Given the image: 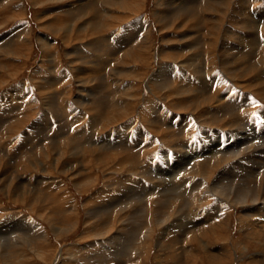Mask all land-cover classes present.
Segmentation results:
<instances>
[{
  "label": "rangeland",
  "instance_id": "1",
  "mask_svg": "<svg viewBox=\"0 0 264 264\" xmlns=\"http://www.w3.org/2000/svg\"><path fill=\"white\" fill-rule=\"evenodd\" d=\"M124 1L118 0L117 2V0H0V79H1L0 80V119H1L0 124L4 125V126L0 125V157L1 159H3L4 157L6 158L12 155L14 153V150H16L17 147H19L18 145L20 144V142H22L24 137L30 139L31 144L28 143L27 149H30L35 145H40V148L37 149V151H40L41 153H43V155L45 152H42V150L50 151L51 146L53 144V139L54 140H58V138L65 139L67 136L71 137L73 135L75 136L81 133L82 139L84 141L83 144H86L89 141H92L94 134L97 133L98 130L100 131L103 130L102 129L103 125H101L100 127H96L94 125L93 127L95 128L94 131L96 130L95 132L91 129L92 124H91L90 118H92V114L94 115L97 113L98 102L103 100L102 101L103 105L106 104V102L108 103L107 104L108 106L106 105V109H103L104 110L103 112L98 111L100 114L99 116H101L100 118L105 116L106 113L108 114L107 116H115V114L117 115V113H119L121 110L119 109L120 105L118 103V100H120L119 98L122 96L123 93L115 92V85L113 84L114 75H112L111 73L117 70L118 68L119 70H122L121 66L124 67L123 65L124 58L128 56V54L135 53L139 48H143V46H145V42H147V47L145 49V51L148 50L146 52L147 60L144 61L142 64H137V68L139 67L141 70L140 72L141 79L139 81H135V84H136L135 87L138 86L136 88L138 89L137 92L139 91L137 93L139 97L136 98L134 101H130L128 99H127L128 101H126L133 105L132 110L128 112V114L131 113L130 117L128 118L129 120H132V121L137 120L138 121L136 123L137 126L134 125L132 129L125 130L122 127L123 126L121 124L122 122H120L114 125H110L109 128L107 126L106 129L108 130L103 132V134L106 135V134H109V132L113 133L112 135L113 138L109 140V143L110 145L111 144L117 145L120 143L119 142L120 140L116 138L118 137L116 136L118 134L117 132L118 129L120 133L131 135V136H128L129 142L131 141L132 138L137 140L135 136L138 133H136V131L140 129L144 131L146 129L144 131V132H147L144 137L145 141L141 140L142 141L141 144H139V146L136 148L133 147V148H127V149L134 150L135 153L144 152V153H149V154L151 153L153 155L154 160L149 165L150 167H148L151 171L150 175L152 177L149 178L148 176L140 175L138 178H136V176L132 175V178H130V179H133V181L131 182L135 186L138 185L135 182L136 180L138 181V179H139L138 182H140L141 180L144 181V183L146 182V186H148L150 190L146 187L147 188V189L145 188L146 190L141 189L140 192L149 193V192H152L153 190L154 192L156 191L154 196L152 195L151 199H150L151 195L148 196V203H146L148 205H152L151 203L152 202L155 203L156 200L164 201V199L162 198L161 192L164 191L165 187H169V188L171 187L170 189L174 188L177 182L181 179L179 178V174L171 175L172 173L171 171L173 170H170V169H172V167L174 168V167L183 166L184 172L187 173L186 178L190 179L191 182L188 185V187L185 189V191L184 189L180 190L181 192L176 191L175 194L172 195L175 197L174 202H173L174 205H172V207L167 210L169 214L171 212L170 217L171 216L172 217L170 221L172 223L174 222L173 220L175 219L178 220V217H176L177 215L179 214L181 215V225L179 224L180 225L179 233H178V230H175V228L172 227V225L169 223L168 220H167L168 223L165 221L167 218L166 216L157 215L160 218L152 219V217H147V220L145 223L143 220L144 227L141 226V227H138L137 229L136 228L131 229L128 227L134 224L133 218L129 217L127 218L128 219L127 222H124V221L121 222V224H123V227L121 224H119L120 228L119 226L115 225L116 228L113 227L115 229H111L112 231H110L112 234L109 233L105 235L104 239L97 237L98 235L94 231L93 232L90 231L88 234V232H86L88 230L86 229H89L88 227L91 225V223L94 224L95 221L93 220L92 222L91 221L87 222L89 221L87 219L88 215L86 212H84L83 203L85 202V200H87L90 194L95 193L96 191H99V189H101L106 184L107 180L106 179L103 180V178H105V174H103L104 171H102L99 168H95V169L91 168L93 171L89 170L88 172L89 174L94 172L93 173L95 175L94 181L92 180L90 185H88L87 187H84L83 192L84 191L86 192L83 193L81 192V190L79 191L77 190V188L74 186V182L72 181V179H70V177L60 175L58 174L56 170H53L52 171L53 174L57 172L55 176L54 175L52 176L42 175V176H45L48 180H53L55 177L57 178V181H60L66 184L65 190L68 192L69 199L72 200V203L75 202V205L77 206L78 211L72 212V213L69 212L72 216L69 213H67L70 215L71 218H73L74 227L72 228L71 226L67 224H66L67 228H64L62 225H60L57 222H54L52 226H49L48 222L43 220L42 218L37 217V216L33 217L34 219H36L37 225L39 224L41 227H43V229L45 230V233L46 234L48 233L47 234L48 242H46V246H45V250L48 252V255L44 256L42 260L34 258L30 260V261H33V263H30V264H74V262H76L77 260L79 263L76 262L75 264H93V263L94 264H106V263L107 264L108 263L109 264L111 263L113 264H178V263L179 264H214L213 258L210 257L209 254L214 253L215 255H217V258L220 259L223 254L222 249L227 250L225 253L229 257L223 263H217V264H264V260H263L264 259V256H263L264 255V234L260 233L264 231L263 229H260V228H258V231L256 232H254V229L252 230V227H257L258 225L257 223L264 218L262 217L264 216V211L261 208V205L254 207V205L250 203L251 205L250 207H247V208L237 207L236 208V207H232L231 205H226V206L218 205V199H217V195H223L224 193L226 194V191H229L230 193L233 192L234 195H232V198L234 199L237 194H240L241 192L243 193L245 189L247 190L249 186H251L252 181H255L254 184L256 185L259 184L260 192L262 191V188H264V167L263 169L259 170V168L262 167V165L264 164V86H262L264 85V82L262 81V83L257 84V86L255 85L256 87L252 88L251 89L252 91H250L248 90V87H249L248 81L250 80V77H248L249 75L245 77L243 76L244 74L243 72H246L249 69V67H251L253 64H256L257 61H260L261 56L264 55L263 54L264 53L263 52L264 51V45H263L264 44V36H263L264 35L263 34L264 24H261L259 21L261 19L260 17L264 15V0H256V1L255 0H157V1L156 0H124ZM226 1H228L226 7L223 6L222 8L221 5H223V3H225ZM106 3L110 4V6L112 3L113 4L121 3L120 5H122V8H123V4L124 6L127 4L124 9L128 8V10L123 9L122 11H120V10H117V8L108 9L107 8L108 6L106 5ZM168 4H170L169 9H168L170 11L173 10L171 8H175V9L178 8L179 10H182L178 14H176L174 10L172 11V13L176 18L181 17V19L182 18L187 19L183 28L180 26H176L169 30L164 29V24L166 23V21L161 20L160 17L164 16L162 15L163 13H166ZM182 8L183 9L185 8V9L183 10ZM213 10H216L217 12L220 10V13L217 14L216 11H215L216 13L215 12L213 13L212 12ZM224 10L226 13L224 30L221 32L222 34L219 32L218 39L216 38L218 41L221 40L220 48H218V47L212 46V42H211L212 40H216L214 39L216 36L213 35L215 29L212 26V22H210L213 20L210 17V13L213 14V15L211 14L212 16H215V15L220 16L221 12ZM109 11H111V13ZM108 14L109 15L111 14V16L106 17ZM115 15H118L119 17H121L120 19H122V21L121 23L116 25L114 29L110 28L112 30L109 31L108 30L109 24H112L113 22L115 23V21L112 20L108 22V18H112V16L114 17ZM237 17H238V21L240 22L241 21L245 22V21L250 20L252 21L253 24L247 23L246 25H243L245 26V28H241L242 26L241 24L239 26H235L234 22H238L236 20ZM92 20L94 23L92 22ZM55 21L56 22L59 21V22L56 23ZM144 22L148 26L146 29H144V30L149 31L148 37H146L144 30H142L144 27ZM258 22H259V25L261 24V27H259V29L257 30L256 27H258ZM255 23L257 24V26ZM91 24L98 25L100 28L102 27L101 28L102 31L94 35L91 32L82 33V34L75 32L74 33L75 35L71 33L70 34L71 36L65 32L66 28H69V27L72 29L75 27L76 30H79L85 26H86L85 28H89V25ZM252 26L254 27L253 32L257 31L256 32L257 38L259 37L260 43L256 46L254 45V46H249L248 48H246L247 45L242 46V44L240 43V39L241 38L243 39V37L247 38L248 33L250 34L252 32L250 31L252 30V28H250ZM59 29L61 30L59 31ZM126 29H133V30L135 29L136 31L132 30L131 32H127ZM226 30H227V33H226ZM229 32L232 33V35H229L228 34ZM126 33H128L127 37L124 36ZM130 33L137 34V36H133V38L129 40L127 38H129L128 35ZM253 34L254 33H252V35ZM80 35L83 37H86V39L84 38L85 40L81 41L82 37ZM110 35H112L113 37ZM121 36L124 38L123 41L125 43L123 42V44L119 46L117 44V37H121ZM223 39H226V43H227L226 45L228 47H231V45L236 44L237 49L238 48L240 49V50L238 49L239 54L236 56V61H233L232 63L230 62L231 64L229 63L225 71L222 67H219L221 66V64L220 62H218V59L214 60L215 55H219V52L220 54L221 53L224 54L223 52H225L226 50L225 48H227L226 46H224V49L223 47L221 48V43ZM94 42L95 43L97 42L96 45L91 46L92 43ZM189 43H191L192 45H189ZM179 48L183 49L181 50L180 53L177 50ZM168 49L170 50V52ZM244 51L245 52L247 51V52L245 53ZM75 52H77V54ZM233 52L234 51H231V53ZM251 52L254 55H252ZM166 53L169 55H167ZM69 54H72V55L69 56ZM170 54L174 56L175 54H178L180 55V58H178L177 60L168 61V56H170ZM191 56H193L194 58ZM120 59H122V64L120 63V61H118ZM190 60L192 63L194 61L195 64H191ZM239 61H240V64L238 65L237 63ZM7 64L8 66H6ZM184 64L186 68L184 67ZM248 64L251 66H248ZM206 65L207 67L205 69ZM235 65L236 67L234 68ZM211 66H213L214 68ZM247 66L248 68H246ZM259 67L261 68V65H259ZM162 68L164 71L162 70ZM211 68H213V70ZM263 68L264 66L262 65L261 69L263 70L262 75L264 79V69ZM160 69L164 72V74L163 72H161ZM186 70H189V71H186ZM182 71L184 74L181 73ZM203 72L205 75L202 74ZM228 72L229 73L231 72L230 77L232 79L229 76H227L229 75ZM166 73H168V75H166ZM175 75L176 77H174ZM163 76L165 77L163 78ZM167 77L170 80L169 84L172 87V89L174 88L177 92H180V96H176V94L174 96H168V100L165 101V99H163L161 94H153V93H155L154 86L156 87L157 84H161ZM253 77H251L252 80H253ZM189 81L191 82V84H189ZM50 83L54 85H52L51 87ZM49 85L51 88L49 87ZM201 85H203L202 87L204 88L206 87L208 89V91L206 90L205 92H203L204 94L202 95H205V96H202V97L200 95H197L194 92V89L200 88ZM48 87L50 89H48ZM16 89L23 90L27 94H25V96H23L22 98H16L14 95L15 94L14 92ZM45 91H47L48 93ZM122 91H124V88L122 89ZM191 92L193 93L192 94L193 96H191ZM241 92H244V94ZM209 94L211 95V97L209 96ZM208 96L209 98H215V96H217L218 99L223 101L221 103H223L225 106L229 105L230 107L225 109V106H224V111H223L222 109H220V105L218 104H212V102L210 101L204 102L205 97H208ZM113 97H115V99ZM13 98L15 101L13 100ZM180 98H182L183 100ZM32 100L34 101L32 105L25 104L27 102H31ZM188 100L189 101L192 100L193 102H199L198 110H197L198 112H195V113L182 112L179 108H176L174 105L182 101L187 102ZM148 102L151 103L150 106L152 105V103L156 105L158 102V105L163 106L159 114H161L164 117L169 115L168 122L167 120L166 122L168 125L173 127L171 130L173 133L170 135V137L167 138V140L164 139V135L162 133H154L151 131L149 132L148 127L145 126L146 125L144 124L145 120H143L141 116L143 114L146 115L148 113L147 117H149L150 115V118H151L152 115H154L153 113H151L152 110L149 109L150 106L147 108ZM251 102L253 103V106H250V107L245 106L247 104L248 105L251 104ZM55 105L57 109H55ZM234 105L242 106V107L245 106V107H243L244 109L243 108L239 109L238 107H235L236 109L234 111V107H232ZM51 106L54 109L53 112H50ZM184 106H185V103H184ZM14 107H16V111L14 110ZM27 112L31 114V115L28 114L29 115L28 118L31 116L32 119H27V120L25 119V114ZM53 113L55 114L57 113V115L60 117L59 121L60 120L62 121L58 122V119L54 117L55 115ZM45 114H49L50 118L48 121H51L53 123L52 127L50 126L51 127L50 130L39 129L41 128L40 127L41 125H37V126L35 125L43 119ZM159 114H157V116L155 115L154 116L159 117ZM17 115H20V120L23 119L25 122L22 121L23 122L22 125H18V124H15V126L13 125L17 133H13V131H9V133H11V135L9 134V136L11 137H9L6 130H8V127H10V124L12 126V124L16 122L18 118ZM218 115L220 116L221 120H219ZM195 116L197 117V119ZM75 119L77 120L76 122L74 121ZM64 120H65L66 126H65ZM207 122L210 124H206ZM187 123H189V126L186 125ZM202 124H205V125H202ZM185 125L188 126L187 129H185L186 127ZM64 126L66 128H64ZM181 128H184L185 130H183L182 132ZM58 129H59V132L57 133ZM81 129H83L82 132H81ZM30 131L32 132L30 133ZM123 138H121V140ZM239 138L241 141L239 140ZM64 139L60 142V147L62 148V150L64 149L63 147H67L70 145V141L67 142L69 139L66 141ZM155 139L156 141H158V143L150 147V144H152V142ZM11 142H13L14 144L12 145L9 144ZM217 142L220 143V147L216 145ZM145 144H148V145H145ZM236 145H238L237 148H235ZM209 146L210 147L214 146L215 149L217 148V150H222L223 148H226V146L230 148L229 151L227 152V156H226L227 159L226 160H223L222 158L220 159V161L222 160L223 162H225V163L219 164L220 168L219 167L215 168L214 166L210 168L208 163L207 165H204V167L200 168L201 165H199V163H202L204 161L203 158L208 159V160H205L208 162H211V160L213 159V158H208L210 156L205 155L206 150L209 148ZM87 147L88 145L84 146V149H85V151H83L84 154L87 152L88 153L90 152L89 147L88 149ZM247 149L249 151L244 155ZM167 150H170L171 152L169 156L164 154ZM8 151L9 153H7ZM240 151H243V157L240 160H238V162L237 161L235 162L236 158L233 156L237 155V153ZM67 153L68 151H66V153L64 152L65 158H69ZM176 153L178 157L175 156ZM196 154L200 155L199 159H196L198 157L193 158ZM181 157H183V159H181ZM87 159H90V158H87ZM120 159L121 157L117 159V162ZM185 159L190 160L189 163L187 164L184 163ZM229 159L232 160V162ZM52 160L53 158H51L50 160H46V164L48 163L47 166H51V164L53 163ZM111 163L109 166L106 167L107 168L106 170L111 169L112 167L115 166V164L113 163L111 164ZM197 165L199 167H196ZM24 168L25 167H22L21 165L18 171L20 173H23L25 171ZM122 171L123 172L116 173L115 177L117 176L116 180L118 179L122 181L121 182L122 184L123 183L126 184L127 182L125 183L124 180L126 179H124V177L129 174L127 173L128 169L126 168ZM253 171H255L254 176L253 177L249 176L248 174ZM261 171L263 173L262 174L260 173L258 177L253 180L256 173L261 172ZM221 173L223 174L221 175ZM175 175H177V177ZM168 176L169 177L171 176V177L169 178ZM27 177H29V174L23 175L22 179L26 181ZM153 177H157V179ZM158 178H163L162 179L163 181L159 180ZM1 179L3 178L1 177ZM131 182L126 184L127 186L130 187V188L128 187V189H132L135 187L131 184ZM219 182L220 184L218 188L213 192L214 196L210 195L211 196L210 198H208L207 196V200H204L203 199L204 191L205 190L209 191L210 189L211 190L214 189V185H217ZM193 183L204 184L205 189H203L202 192L200 191L201 193L198 190H196V193H192V195H190L193 188H195V186L192 185ZM128 189L125 187L124 191L125 190L127 191ZM124 191H123V194L125 193ZM216 193L218 194L215 196ZM115 195L122 198V192H119L118 194L116 193ZM139 195L140 194H138V196ZM142 195L143 194H141V196ZM159 196H160V199L157 198ZM13 197L14 196L11 194V192H2L0 190V206L3 207L4 212H5V216L2 218L3 223L7 222L8 219L14 218L17 221V220H21V218L23 219L24 216L25 217L29 216L28 209L23 203L24 198L15 197L16 199L14 198L15 199L14 200L12 199ZM112 197L114 198V194ZM196 198L197 200H194ZM27 199L28 198H26V200ZM135 200L136 198L132 201L131 199H128L127 202H131L134 204ZM262 200H264V193L262 194ZM69 202L71 201L69 200ZM147 207L148 206H145V208ZM253 207L254 209L252 210L254 212H250L249 214L254 215L252 216V222H255V223L257 222L256 223L257 225L249 226V227L245 225L246 227H244L242 219H241L243 218L244 209H251ZM152 209L154 211L157 210V208H152ZM7 210H9L8 213H7ZM158 211L160 212L159 209ZM129 212L130 210L128 211V213ZM240 213L242 215H240ZM173 214L176 218L173 216ZM8 225H13V222H9ZM240 225L241 227L239 228ZM23 226H24V223L21 225V227ZM68 226L70 228H68ZM220 226H221V229H218V230L215 229V228H219ZM65 229H68L69 232L68 231L62 232ZM150 229H151V233H148ZM56 233H58V237H55ZM98 233H101V232H98ZM113 233L114 235H116L122 240L121 241V243L123 242L122 245H120L121 243L118 240H115L113 244H111V241L110 242L106 241L107 237L109 238V236L113 235ZM124 233L127 235V236H124L125 238L123 237ZM133 233L134 235H137V236H134ZM177 234H180L183 237L181 238ZM257 235H259V237H257ZM6 237H8V235L0 236V245H6L9 243L8 240H5ZM146 237H148L149 239V243H145L147 247H145L144 245ZM133 239H136V240L134 241ZM142 239L144 240V242H142L143 241ZM101 240L104 242V244H106V246L101 245L102 244ZM140 243L142 244L140 245ZM85 245H86V249H85ZM142 245H144L143 249L146 248L148 250L146 251L145 249L143 251V249L141 248ZM168 246H171V247H168ZM66 247H67V250L71 249L70 252L66 250ZM210 249L212 251L214 250V252H207ZM137 250L141 252L140 255L137 253ZM174 252L176 253L173 254ZM109 253H113V257L110 256L111 258L110 260L107 259V256L109 255ZM118 254L122 256H118ZM256 255L259 256L260 259H258L259 257L257 258ZM137 256L140 257L142 261ZM47 257L48 259H46ZM201 257H204V258H201ZM118 258L122 261H120ZM260 260H262L263 262Z\"/></svg>",
  "mask_w": 264,
  "mask_h": 264
},
{
  "label": "bare ground",
  "instance_id": "2",
  "mask_svg": "<svg viewBox=\"0 0 264 264\" xmlns=\"http://www.w3.org/2000/svg\"><path fill=\"white\" fill-rule=\"evenodd\" d=\"M124 1V0H123ZM157 1V0H156ZM256 1V0H255ZM104 2V1H103ZM111 2V1H110ZM118 2V0H117ZM125 2V1H124ZM212 2V1H211ZM222 2V1H221ZM244 2V1H243ZM181 3V2H180ZM228 1H226L225 3H223L222 8L223 6L226 7ZM240 3V2H239ZM105 4V3H104ZM121 3H115V4H108L106 3V6L108 9H114V8H117V10H120L122 11L125 6L123 4V8H122V5H120ZM141 4V3H140ZM171 4V3H170ZM168 4V8L166 10V13H163L162 17H160L161 20L163 21H166V23L164 24V29H171V28H174L176 26H180V27H184L185 23H186V20L187 19H181V17H175L172 13V11L174 10L176 12V14H178L180 11L182 10H178L175 9V8H171L173 9L172 11L168 10L169 9V5ZM243 4V3H241ZM137 5V4H136ZM129 6V5H128ZM161 6V5H160ZM241 7V6H240ZM188 8V7H187ZM249 8V7H248ZM128 10V8H126ZM124 9V10H126ZM183 9V8H182ZM185 9V8H184ZM183 9V10H184ZM257 9V8H256ZM135 10V9H134ZM196 10V9H195ZM194 10V11H195ZM254 10V9H253ZM216 10H213L212 12L214 13ZM249 11V10H248ZM260 11V10H258ZM107 12V11H106ZM111 13V11H109ZM193 12V11H192ZM217 12V11H216ZM215 12V13H216ZM242 12V11H241ZM191 13V12H190ZM210 13V12H209ZM220 13V10L217 12V14ZM247 13V12H246ZM189 14V13H188ZM195 14V13H194ZM212 13H210V17L213 19L212 21V26L213 28L215 29L214 31V36H216L214 39H218V35H219V32L221 33L223 30H224V25H225V17H226V13H225V10L221 12V15L218 16V15H215V16H212L211 15ZM245 14V13H244ZM250 15V14H249ZM111 14L107 15L106 17H110ZM179 16V15H178ZM118 15H115L114 17L112 16V18H108V22L110 21H115V23L113 24H109V31H111L112 29H114V27H116V25H118L119 23H121L122 19H120L121 17H119ZM196 18V17H195ZM234 18V17H233ZM254 18V17H253ZM261 19L259 20L261 24H264V15L260 17ZM124 19V18H123ZM181 19V20H180ZM248 19V18H247ZM246 19V20H247ZM234 20V19H233ZM238 21V17L236 19ZM83 21V20H82ZM106 21V20H105ZM162 21V22H163ZM235 21V20H234ZM56 22V21H55ZM59 22V21H58ZM56 22V23H58ZM85 22V21H84ZM83 22V24H84ZM93 22V20H92ZM96 22V21H95ZM193 22V21H192ZM200 22V21H199ZM255 22V21H254ZM63 23V22H62ZM90 23V22H89ZM94 23V22H93ZM235 23V26H239L240 24L242 25L241 28H245V26L243 25H246L247 23H252V21H238V22H234ZM65 24V22H64ZM67 24V23H66ZM82 24V23H81ZM80 24V25H81ZM88 24V23H87ZM198 24V23H197ZM201 24V23H200ZM253 24V23H252ZM256 24V23H255ZM261 24L259 25V22H258V27L257 30L259 29V27H261ZM47 25V24H46ZM62 25V24H61ZM70 25V24H69ZM68 25V26H69ZM104 25V24H103ZM107 25V23H106ZM199 25V24H198ZM249 25V24H248ZM67 26V27H68ZM77 26V25H76ZM83 26V25H82ZM231 26V25H230ZM257 26V24H256ZM264 26V25H263ZM59 27V26H58ZM74 27V26H73ZM86 27V26H85ZM81 28L79 30H76V28L74 27L73 29L72 28H66V33L68 35H70L71 33L74 34L75 32H78L79 34H82V33H92L93 35L94 34H98L100 31H102V27L100 28L98 25H89V28ZM143 27V26H142ZM141 27V28H142ZM148 26L147 24L144 22V27L142 30L146 29ZM199 27V26H198ZM232 27V26H231ZM57 28V27H56ZM63 28V27H62ZM112 28V29H110ZM179 28V27H178ZM252 28V31L250 34L248 33V36L247 38L243 37V39L241 38L240 39V43L242 44V46H246V48H248L249 46H256L260 43L259 41V37L257 38V31L256 32H253L254 30V27H250ZM55 29V28H54ZM65 29V28H64ZM213 29V30H214ZM229 29V28H228ZM61 29H59L60 31ZM63 30V29H62ZM133 29H126L127 32H131ZM141 30V31H142ZM192 30V29H191ZM25 31V30H24ZM57 31V30H55ZM58 31V32H59ZM133 31H136L135 29ZM139 31V30H138ZM145 32V35L146 37L149 36V31L148 30H144ZM175 32V31H174ZM188 32V31H187ZM245 32V31H244ZM248 32V31H247ZM65 33V34H66ZM77 33V34H78ZM104 33V31H103ZM179 33V32H178ZM226 33H227V30H226ZM252 33H254L252 35ZM78 34V35H79ZM127 34L126 33L124 36L127 37ZM172 34V33H171ZM185 34V33H184ZM222 34V33H221ZM229 35H232V33H228ZM241 34V33H240ZM247 34V33H246ZM263 34H264V30H263ZM75 35V34H74ZM77 35V37H78ZM84 35V34H83ZM91 35V34H90ZM113 35V34H112ZM110 35V36H112ZM71 36V35H70ZM81 36V35H80ZM79 36V37H80ZM133 36H137V34H133V33H130L128 35L129 40H131V38H133ZM212 36V35H211ZM241 36V35H240ZM264 36V35H263ZM66 37V36H65ZM69 37V36H68ZM81 41L82 40H85L86 37H83L81 36ZM113 37V36H112ZM145 37V36H144ZM166 37V36H165ZM239 37V36H238ZM242 37V36H241ZM85 38V39H84ZM136 38V37H135ZM174 38V37H173ZM185 38V37H184ZM223 38V37H222ZM233 38V37H232ZM183 39V37H182ZM212 40V46L214 47H218L220 48V41L218 40ZM124 38L121 36V37H117V44L120 46L123 44V41ZM237 40V39H235ZM120 41V42H119ZM147 41V40H146ZM150 41V40H149ZM45 42V41H44ZM99 42V41H98ZM48 43V41H47ZM66 43V42H65ZM97 43V42H96ZM96 43H92L91 46H95ZM125 43V42H124ZM128 43V42H126ZM232 43V42H231ZM90 44V43H89ZM173 44V43H172ZM226 39H223L222 43H221V48L223 47L224 49V46H226L227 48H225V52H223L224 54H220L219 52V55H215L214 56V60L218 59V62H220L221 66L219 67H222L225 71V69L228 67L229 63L233 62V61H236V56L239 54V51L237 49V46L236 44H233L231 45V47H228L226 45ZM46 45V44H45ZM48 45V44H47ZM189 45H192L191 43H189ZM264 45V44H263ZM5 46V45H4ZM90 46V45H88ZM105 46V45H104ZM49 47V46H48ZM134 47V46H133ZM147 47V42H145V46H143V48H139L135 53H132V54H128V56H126L124 58V67H122V70H119V68L115 71H113L111 74L114 75V79H113V84L115 85V92L118 93V92H122V96L119 98L120 100H118V103L120 105V112L117 113V115L115 114V116H107L108 114L106 113L105 116H103L102 118H100L101 116H99V112H103L104 110L103 109H106V105L108 104L106 102V104H102V101H99L98 102V111L96 114H92V118H90V121H91V129L94 131V125L96 127H100L101 125H103L102 129L103 130H98L97 133L94 134V137L92 138V141H89L88 143L86 144H83L84 141L82 139V136H81V133L77 134V135H73L71 137H66L65 139L64 138H58V140H54L53 139V144L51 146V149L50 151L48 150H45L42 152H45L44 155L43 153H41L40 151H37V149L40 148V145H35L33 146L32 148L30 149H27L28 148V143H30V139L29 138H26L24 137L22 142H20V144L18 145L19 147L16 148V150H14V153L8 157H4L3 159H1L0 157V190L2 192H11V194L14 196L12 199H14L15 197H21V198H24V205L27 207L28 209V214L29 216L28 217H25L21 220H15L14 218L12 219H8L7 222L3 223L2 222V218L5 216V212H4V209L2 206H0V236L2 235H8V237H6L5 240H8V244L6 245H0V264H30V263H33V261H30L32 259H43L44 256L48 255V252L45 250V246H46V242H48V233L46 234L45 233V230L43 229V227H41L39 224L37 225V222H36V219H34L33 217L37 216V217H40L42 218L43 220L47 221L48 222V225L49 226H52L54 224V222H57L59 223L60 225H62L64 228H67L66 224L74 227L73 226V218L70 217V213L72 212H77L78 211V208L77 206L75 205V202L72 203V200L69 199V194L68 192L65 190V186L66 184H64L63 182H60V181H57V178H55L54 176L56 175V173L58 172V174L60 175H64V176H68L70 177V179H72V181L74 182V186L77 188V190H81V192H83V189L84 187H87L88 185H90V183L92 182V180L94 181V177L95 175L93 173L89 174V170H92V169H95V168H99L101 169L103 172V174H105V178L107 180L106 184L101 188L99 189V191H96L95 193H92L90 194V196L87 198V200H85V202L83 203V209H84V212L87 213L88 215V220L87 222H92L93 220L95 221L94 224L91 223V225L88 227L89 229H86L88 231V234L90 231H94L97 233V237L99 238H102L104 239L105 235L111 233L110 231H112L111 229H115L116 226H119V224H121L122 221L124 222H127V218L129 217H132L133 220H134V224L133 225H130L128 226L129 228L131 229H137L138 227H144L143 224L146 222L147 220V217H152L153 218H160L158 217L157 215H164L166 216V222L169 223L172 225V227L175 228V230H178V233H179V227L181 225V215H177L176 217H178V220H173L174 222L172 223L170 221L171 217H170V214L169 212L167 211L169 208L172 207L173 202H174V196H172L173 194H175L176 191H180V190H183L185 191V189L188 187V185L190 184V179H187L186 176H187V173L184 172V168L183 166H180V167H172V169L170 170H173L171 171V175H174V174H179V178H181L177 184L175 185L174 188L170 189L169 187H165L164 191H162L161 195H162V198L164 199V201H159V200H156L155 203H151L152 205H148L146 203H148V196H150V199L152 197V195L154 196L155 192L154 190L152 192H149V193H142L140 192L141 189H145L146 187L148 188V186H146V182L144 183V181H138L136 180V184H138L137 186H135L134 184H132L131 181H133V179H130L132 178V175L133 176H136V178H138L140 175L141 176H148L149 178H151L152 176L150 175L151 171L148 167H150L149 165L151 164V162L154 160L153 158V155L150 153H144V152H136L134 150H129L127 148H133V147H138L139 144H141V140H144V137L146 135L147 132H144L142 129L136 131V133H138L135 137L137 138V140H135L134 138L131 139V141L129 142L128 140V136H131L130 134H124V133H120L119 129L117 130L118 134L116 136L117 139H119L120 143L119 144H115V145H110L109 143V140L112 137L113 133H110L109 134H106L104 135L103 132L107 131L109 126L110 125H114L116 123H120L122 122L121 124L123 125L122 127L127 130V129H132L134 125H136V123L138 122L137 120L136 121H132V120H129L128 117H130V114H128L129 111L132 110L133 108V105L126 102L128 100L130 101H134L136 98L139 97V95L137 94V88L138 86L135 87V81H139L141 78V70L140 68L138 67L137 68V64H142L144 61L147 60V51H145ZM177 47V46H176ZM182 48V47H181ZM177 49L178 52L180 53L181 50L183 49ZM186 48V47H185ZM213 48V47H212ZM45 50V49H44ZM169 50V49H168ZM187 50V49H186ZM213 50V49H212ZM240 50V49H239ZM247 50V49H246ZM79 51V49H78ZM162 51V50H161ZM160 51V52H161ZM164 51V50H163ZM173 51V50H172ZM222 51V50H221ZM230 53H229V52ZM231 51H234L233 53H231ZM50 52V51H49ZM93 52V51H92ZM166 52V51H165ZM170 52V50H169ZM236 52V53H235ZM245 52V51H244ZM247 52V51H246ZM245 52V53H246ZM257 52V51H256ZM264 52V51H263ZM77 54V52H75ZM174 53V52H173ZM217 53V52H216ZM250 53V52H249ZM68 54V53H67ZM74 54V53H73ZM162 54V53H161ZM167 54V53H166ZM215 54V53H214ZM252 54V52H251ZM264 54V53H263ZM72 55V54H69V56ZM86 55V54H85ZM127 55V54H126ZM169 55V54H167ZM209 55V54H208ZM249 55V54H248ZM254 55V54H252ZM102 56V55H101ZM259 56V55H258ZM78 57V56H77ZM149 57V56H148ZM193 57V56H191ZM239 57V56H238ZM237 57V59H238ZM254 57V56H253ZM76 58V57H75ZM81 58V56H80ZM178 58H180V55L178 54H175L174 55H171L168 56V61L169 60H177ZM194 58V57H193ZM196 58V57H195ZM199 58V57H198ZM167 59V58H166ZM183 59V58H182ZM181 59V60H182ZM200 59V58H199ZM252 59V58H251ZM250 59V60H251ZM149 60V59H148ZM120 61V63L122 64V59L118 60ZM151 61V60H150ZM156 61V60H155ZM163 61V60H162ZM196 61V59H195ZM242 61V60H241ZM249 61V60H248ZM154 62V61H153ZM199 62V61H198ZM202 62V61H201ZM212 62V61H210ZM217 62V63H218ZM7 63V62H6ZM187 63V61H186ZM189 63V62H188ZM190 63L191 64H195V62L193 61V63L191 62L190 60ZM230 63V64H231ZM248 63V62H247ZM252 63V62H251ZM100 64V63H99ZM102 64V63H101ZM215 64V63H214ZM213 64V65H214ZM219 64V65H220ZM236 64V62H235ZM238 65L240 64V61L237 63ZM83 65V64H82ZM120 65V64H119ZM171 65V64H170ZM188 65V64H187ZM246 65V64H245ZM259 65H261V68H262V65L264 66V55L261 56V59L260 61H257L256 64H253L252 66L248 64V66H251L249 67V69L246 71V72H243V76H248L250 77V80L248 81V90L252 91L251 89L252 88H255L257 86V84H260L262 83V81L264 82V79H263V75H262V72L263 70L259 67ZM8 66V64L6 65ZM176 66V65H175ZM174 66V67H175ZM232 66V65H231ZM243 66V65H242ZM248 66L246 68H248ZM81 67V66H80ZM181 67V66H180ZM184 67H185V64H184ZM207 65L205 66V69H206ZM213 67V66H211ZM236 67V65L234 66V68ZM186 68V67H185ZM214 68V67H213ZM213 68H211L213 70ZM245 68V67H244ZM260 68V69H259ZM3 69V68H2ZM264 69V68H263ZM38 70V69H37ZM60 70V69H59ZM161 70V69H160ZM163 70V68H162ZM161 70V72H163ZM196 70V69H195ZM242 70V69H241ZM245 70V69H244ZM157 71V70H156ZM173 71V70H172ZM186 71H189V70H186ZM259 71V72H258ZM198 72V71H196ZM38 73V72H37ZM114 73V74H113ZM145 73V72H144ZM183 73V71L181 72ZM195 73V72H194ZM206 73V72H205ZM229 73V72H228ZM36 74V72H35ZM162 74V73H161ZM164 74V72H163ZM184 74V73H183ZM197 74V73H196ZM199 74V73H198ZM204 74V72L202 73ZM166 75H168V73H166ZM205 75V74H204ZM231 75V72L229 73V76L230 77ZM157 76V75H156ZM170 76V75H169ZM196 76V75H195ZM200 76V75H199ZM242 76V75H241ZM242 76V77H243ZM254 76V77H253ZM52 77V75H51ZM50 77V78H51ZM165 76H163L164 78ZM176 77V75L174 76ZM251 77H253V80L251 79ZM54 78V77H53ZM152 78V76H151ZM170 78V77H169ZM181 78V77H180ZM179 78V79H180ZM201 78V77H200ZM231 78V77H230ZM45 79V78H44ZM177 79V78H176ZM175 79V80H176ZM232 79V78H231ZM1 80V79H0ZM172 80V79H171ZM190 80V79H189ZM194 80V79H193ZM198 80V79H197ZM6 81V80H5ZM55 81V79H54ZM59 81V80H58ZM215 81V80H214ZM213 81V82H214ZM148 82V81H147ZM175 82V81H174ZM206 82V81H205ZM212 82V83H213ZM217 82V81H216ZM220 82V81H219ZM132 83V84H131ZM170 80L168 79V77L161 83V84H157L156 87L154 86L155 90L153 94H161L163 99L168 100V96H174L176 94V96H180V92H177L174 88L172 89V87L170 86ZM184 83V82H183ZM209 83V82H208ZM3 84V83H2ZM1 84V85H2ZM41 84V83H40ZM43 84V83H42ZM51 84V83H50ZM126 84V85H125ZM174 84V83H173ZM177 84V83H176ZM189 84H191V82L189 81ZM245 84V83H244ZM243 84V85H244ZM48 85V84H47ZM52 85L54 84H51V87ZM185 85V84H184ZM195 85V83H194ZM198 85V83H197ZM196 85V86H197ZM205 85V84H203ZM203 85H201L200 88H196L194 89L192 86V88L194 89V92L197 94V95H200L201 97L202 96H205V95H202L204 94L203 92H205L206 90L208 91V89L205 87H202ZM211 85V84H209ZM213 85V84H212ZM224 85V84H223ZM256 85V86H255ZM43 86V85H42ZM46 86V85H44ZM89 86V85H88ZM150 86V85H149ZM182 86V85H181ZM190 86V85H189ZM219 86V85H218ZM217 86V88H218ZM222 86V85H221ZM240 86V85H239ZM247 86V85H245ZM264 86V85H262ZM20 87V86H19ZM22 87V86H21ZM50 87V85H49ZM48 87V89H50ZM90 87V86H89ZM152 87V85H151ZM177 87V86H176ZM185 87V86H184ZM241 87V86H240ZM103 88V87H102ZM124 88V91H122V89ZM210 88V87H209ZM45 89V88H44ZM93 89V88H92ZM183 89V88H182ZM46 90V89H45ZM102 90V89H100ZM218 90V89H216ZM48 91V90H47ZM45 91V92H47ZM98 91V90H97ZM183 91V90H182ZM245 91V90H244ZM193 92V91H192ZM191 92V96H193ZM260 92V91H259ZM15 97L16 98H22L23 96H25V91L23 90H20V89H16L15 92ZM48 93V92H47ZM100 93V92H98ZM97 93V94H98ZM102 93V92H101ZM190 93V92H189ZM201 93V94H199ZM225 93V92H224ZM231 93V91H230ZM244 94V92H241ZM251 93V92H250ZM258 93V92H257ZM52 94V93H50ZM66 94V93H65ZM228 94V93H227ZM246 94V93H245ZM117 95V94H116ZM186 95V94H184ZM195 95V94H194ZM224 95V94H223ZM229 95V94H228ZM241 95V94H240ZM45 96V95H43ZM47 96V95H46ZM50 96V95H49ZM84 96V95H83ZM120 96V95H119ZM190 96V97H191ZM209 96L211 97V95L209 94ZM208 97H205V100L204 102H212V104H218L220 105V109H222L224 111V104L221 103L223 101H221L220 99L217 98V96H215V98H209ZM238 96V95H237ZM255 96V95H254ZM13 97V96H12ZM182 97V96H181ZM236 97V96H234ZM251 97V96H250ZM45 98V97H44ZM47 98V97H46ZM53 98V97H52ZM115 99V97H113ZM187 98V97H185ZM252 98V97H251ZM48 99V98H47ZM123 99V100H122ZM128 99V100H127ZM154 99V98H153ZM158 99V98H157ZM174 99V98H173ZM182 99V98H180ZM230 99V98H229ZM256 99V98H255ZM261 99V98H260ZM4 100V99H3ZM14 100V98H13ZM12 100V102H13ZM21 100V99H20ZM49 100V99H48ZM47 100V102H48ZM55 100V99H54ZM71 100V99H70ZM69 100V101H70ZM125 100V102H124ZM178 100V99H176ZM183 100V99H182ZM203 100V99H202ZM224 100V99H223ZM235 100V99H234ZM237 100V99H236ZM246 100V99H245ZM257 100V99H256ZM15 101V100H14ZM36 101V100H35ZM123 101V102H122ZM195 101V100H194ZM263 101V100H262ZM92 102V101H91ZM151 102V101H150ZM150 102H148V106L147 108L150 106ZM153 102V101H152ZM234 102V101H233ZM242 102V101H241ZM253 102V101H252ZM251 102V104H247L245 106H253V103ZM10 103V102H9ZM34 103V101L32 100L31 102H27L25 104L27 105H32ZM44 103V102H43ZM46 103V102H45ZM59 103V102H58ZM71 103V102H70ZM74 103V102H73ZM89 103V102H88ZM96 103V102H95ZM94 103V104H95ZM162 103V102H161ZM168 103V102H167ZM184 103H185V106H184ZM198 103L199 102H193L192 100H188L187 102H179L177 104H174L176 108H179L182 112H187V113H195V112H198ZM201 103V102H200ZM237 103V102H236ZM243 103V102H242ZM189 104V105H188ZM238 104V103H237ZM245 104V103H244ZM255 104V103H254ZM257 104V103H256ZM10 105V104H9ZM62 105V104H61ZM74 105V104H73ZM113 105V104H112ZM163 105V104H162ZM228 105V104H227ZM239 105V104H238ZM243 105V104H242ZM259 105V104H258ZM54 106V105H53ZM60 106V105H59ZM101 106V107H100ZM108 106V105H107ZM168 106V105H167ZM243 106V107H245ZM256 106V105H255ZM70 107V106H69ZM95 107V106H94ZM172 107V106H171ZM230 106H225V109L229 108ZM234 107V111H235V107H238L239 109H242L243 107L242 106H232ZM29 108V106H28ZM60 108V107H59ZM68 108V106H67ZM74 108V107H73ZM163 108V106L161 105H158V102L157 104H153L149 107V109L152 110L151 113H153L155 116H157V114H159V112L161 111V109ZM168 108V107H167ZM166 108V109H167ZM206 108V107H204ZM218 108V107H216ZM256 108V107H255ZM261 108V107H260ZM10 109V108H8ZM26 109V108H25ZM55 109L56 108V105H55ZM72 109V108H71ZM118 109V110H119ZM165 109V110H166ZM244 109V108H243ZM14 110L16 111V107H14ZM29 110V109H28ZM47 110V109H46ZM53 107L51 106L50 108V112H53ZM74 110V109H73ZM150 110V111H151ZM20 111V110H19ZM30 111V110H29ZM80 111V110H79ZM171 111V109H170ZM18 112V111H17ZM34 112V111H33ZM73 112V111H72ZM238 112V111H237ZM249 112V111H247ZM21 113V112H20ZM31 113V112H30ZM146 113V111H145ZM150 113V114H151ZM185 113V114H187ZM203 113V112H202ZM218 113V112H217ZM27 112L25 114V119H32L31 116L28 118L29 114ZM55 116L56 119H58V122L62 121L60 120L59 121V116L57 115V113H53ZM148 114V113H147ZM147 114L146 115H140L141 118L143 120H145V123L146 124L145 126L148 127V130L149 132H154V133H162L164 135V139L167 140L168 137H170V135L173 133L171 130L173 127H171L170 125L167 124L168 122V116H162L161 114H159V117H155L154 115H152V117L150 118V115L149 117H147ZM169 114V113H168ZM174 114V113H173ZM183 114V113H182ZM201 114V113H200ZM235 114V113H234ZM238 114V113H237ZM33 115V114H32ZM79 115V114H78ZM113 115V114H112ZM214 115V114H212ZM226 115V113H225ZM248 115V114H247ZM219 116V115H218ZM224 116V115H222ZM228 116V115H227ZM225 116V117H227ZM232 116V115H231ZM17 120L14 124H10V127H8V130L7 133H8V136L9 134L11 135V133H9V131H13V133H17V131H15L13 125L15 126V124H18V125H22V121H24L23 119L20 120V115H17ZM79 117V116H78ZM139 117V116H138ZM187 117V116H186ZM196 117V116H195ZM204 117V116H203ZM216 117V116H214ZM237 117V116H236ZM16 118V116H15ZM24 118V117H23ZM49 114H45V116L43 117V119L35 124L36 126L37 125H41L39 129H43V130H50L53 123L51 121H48L49 120ZM85 118V117H84ZM137 118V117H136ZM213 118V117H212ZM223 118V117H221ZM240 118V117H239ZM255 118V117H253ZM135 119V118H134ZM182 119V118H181ZM197 119V117H196ZM235 119V117H234ZM1 120V119H0ZM167 120V122H166ZM219 120L220 119V116H219ZM232 120V119H230ZM67 121V120H66ZM75 122L77 121L76 119L74 120ZM186 121V120H185ZM218 121V120H217ZM242 121V120H241ZM25 122V121H24ZM141 122V121H140ZM200 122V121H199ZM203 122V121H202ZM216 122V121H215ZM231 122V121H230ZM256 122V121H255ZM7 123V122H6ZM64 123H65V120H64ZM68 123V122H67ZM142 123V122H141ZM225 123V122H224ZM229 123V121H228ZM69 124V123H68ZM77 124V123H76ZM180 124V123H179ZM178 124V125H179ZM206 124H210V123H206ZM222 124V123H221ZM1 126L3 124H0ZM74 125V124H73ZM182 125V124H181ZM186 125L189 126V123H187ZM185 125V126H186ZM202 125H205V124H202ZM201 125V126H202ZM216 125V124H215ZM219 125V124H218ZM230 125V124H229ZM228 125V126H229ZM245 125V124H244ZM256 125V124H255ZM4 126V125H3ZM51 126V127H50ZM63 126V125H62ZM65 126H66V123H65ZM64 126V128H66ZM121 126V125H120ZM137 126V125H136ZM184 126V127H185ZM188 126L185 127V129L188 128ZM207 126V125H206ZM213 126V125H211ZM224 126V125H223ZM240 126V125H239ZM50 127V128H49ZM140 127V126H139ZM218 127V126H217ZM230 127V126H229ZM232 127V125H231ZM249 127V126H248ZM63 128V127H62ZM61 128V130H62ZM70 128V126H69ZM72 128V127H71ZM120 128V127H119ZM138 128V127H137ZM198 128V127H197ZM228 128V127H226ZM234 128V127H233ZM236 128V127H235ZM243 128V127H242ZM258 128V127H257ZM101 129V128H100ZM182 129V132L183 130H185L184 128H181ZM208 129V128H207ZM38 130V129H37ZM85 130V129H84ZM121 130V129H120ZM212 130V129H211ZM231 130V129H230ZM234 130V129H233ZM20 131V130H19ZM42 131V130H41ZM71 131V130H70ZM69 131V132H70ZM83 131V129H81V132ZM96 131V130H95ZM94 131V132H95ZM203 131V130H202ZM229 131V129H228ZM32 131H30L31 133ZM34 132V131H33ZM49 132V131H48ZM59 132V129L57 130V133ZM68 132V133H69ZM79 132V131H77ZM113 132V131H112ZM123 132V131H122ZM126 132V131H125ZM240 132V131H239ZM246 132V131H245ZM35 133V132H34ZM135 133V132H134ZM200 133V132H199ZM198 133V134H199ZM233 133V132H232ZM242 133V132H241ZM27 134V133H26ZM46 134V133H45ZM122 134V135H121ZM208 134V133H206ZM245 134V133H244ZM14 135V134H13ZM33 135V134H32ZM68 135V134H67ZM124 135V136H123ZM238 135V133H237ZM64 136V135H63ZM62 136V137H63ZM133 136V134H132ZM153 136V135H152ZM155 136V135H154ZM209 136V135H208ZM212 136V135H211ZM216 136V135H215ZM11 137V136H9ZM36 137V136H35ZM57 137V136H55ZM124 137V138H123ZM203 137V136H202ZM207 137V136H206ZM228 137V135H227ZM237 137V136H236ZM121 138H123L121 140ZM68 140L67 142L70 141V145L67 146V147H63L64 149L62 150V148L60 147V142L62 140ZM202 139V138H201ZM232 139V138H231ZM252 139V137H251ZM258 139V138H257ZM32 140V139H31ZM37 140V139H36ZM240 140V138H239ZM244 140V139H243ZM15 141V140H14ZM88 141V140H87ZM145 141V140H144ZM238 141V140H237ZM241 141V140H240ZM250 141V140H249ZM256 141V140H255ZM10 142V141H9ZM34 142V141H32ZM116 142V141H115ZM182 142V141H181ZM158 143V141H156V139L152 142V144H150V147L153 145H156ZM166 143V142H165ZM203 143V142H202ZM244 143V142H243ZM247 143V142H246ZM254 143V142H253ZM257 143V142H256ZM9 144H14L13 142L9 143ZM31 144V143H30ZM34 144V143H32ZM163 144V143H162ZM187 144V143H186ZM190 144V143H189ZM188 144V145H189ZM241 144V143H240ZM17 145V144H16ZM88 145L89 147V153H85L83 151H85L84 149V146ZM145 145H148V144H145ZM218 147H220V143L217 142L216 144ZM226 145V144H224ZM262 145V144H261ZM260 145V146H261ZM170 146V145H169ZM259 146V147H260ZM87 147V149H88ZM146 147V146H145ZM144 147V148H145ZM238 145L235 146V148H237ZM242 147V146H241ZM153 148V147H152ZM240 148V147H239ZM249 148V147H248ZM252 148V147H251ZM6 149V148H5ZM8 149V148H7ZM11 149V148H10ZM202 149V148H201ZM229 147L226 146V148H223L222 150H217V148L215 149L214 146L210 147L206 150V156H210L208 158H213L211 160V162H208V161H205V160H208V159H205L203 158V162L202 163H199L200 168L201 167H204V165H208L211 167H219L220 168V163H225L223 162L222 160L220 161V159L222 158L223 160H226V156H227V152L229 151ZM262 149V148H261ZM124 150V151H123ZM165 150V149H163ZM181 150V149H180ZM187 150V149H186ZM66 151H68L67 155L69 156V158H65L64 156V152L66 153ZM153 151V150H152ZM249 150L247 149L244 153V155L248 152ZM13 152V151H12ZM112 152V153H111ZM160 152V151H159ZM202 152V151H201ZM9 153V151L7 152ZM170 150H167L164 154L166 155H170ZM193 153V152H192ZM260 153V152H259ZM248 155V154H247ZM253 155V154H252ZM89 156V157H88ZM176 157L177 156V153L175 155ZM194 156V155H193ZM200 155L196 154L193 158H196V159H199ZM205 156V157H206ZM250 156V155H249ZM121 157V159L117 162V159H119ZM189 157V156H188ZM202 157V156H201ZM236 158L235 162L238 160H240L242 157H243V151H240L237 153V155L233 156ZM253 157V156H252ZM51 158H53V163L51 164V166H47L46 164V160H50ZM87 158H90V159H87ZM216 158V159H215ZM232 158V157H231ZM246 158V157H245ZM172 159V158H171ZM181 159H183V157H181ZM230 160V159H229ZM115 164L114 167H112L111 169H108L106 170L107 166L110 165V163ZM190 160L188 159H185L184 160V163H189ZM232 162V160H230ZM228 161V162H230ZM250 161V160H249ZM252 161V160H251ZM48 162V161H47ZM158 162V161H157ZM156 162V163H157ZM172 162V161H171ZM227 162V163H228ZM244 162V161H243ZM111 163V164H112ZM167 163V162H166ZM179 163V162H178ZM242 163V162H241ZM240 163V164H241ZM247 163V162H246ZM61 166H60V165ZM250 164V163H249ZM22 165V167H25V171L23 173H20L18 171L19 167ZM184 165V164H183ZM190 165V164H189ZM230 165V164H229ZM254 165V163H253ZM96 166V167H95ZM156 166V165H155ZM163 166V165H162ZM168 166V165H167ZM160 167V166H159ZM182 167V168H181ZM196 167H199L198 165ZM222 167V166H221ZM264 167V164L262 165V167L259 168L260 169H263ZM92 168V169H91ZM128 169V172L129 173L127 176L124 177V180L125 183H129L131 182V184L133 186H135L134 188L132 189H128L129 186H127L126 184H122L120 180H116V173L118 172H123L122 170L124 169ZM155 168V167H153ZM158 168V167H157ZM169 168V167H168ZM250 168V167H249ZM22 169V168H21ZM197 169V168H196ZM213 169V168H212ZM243 169V168H242ZM258 169V168H257ZM53 170H56L57 172L55 174H53ZM155 170V169H154ZM161 170V169H160ZM164 170V169H163ZM199 170V168H198ZM214 170V169H213ZM235 170V169H234ZM252 170V169H251ZM93 171V170H92ZM186 171V170H185ZM258 171V170H256ZM29 174V177H27L26 181L22 179L23 175H27ZM175 172V173H174ZM220 172V171H219ZM254 172H250L248 175L249 176H254ZM158 173V172H157ZM166 173V172H165ZM214 173V171H213ZM262 174L263 172H257L255 177L253 178L256 179L258 177L259 174ZM161 174V173H160ZM168 174V173H167ZM170 174V173H169ZM190 174V173H189ZM195 174V173H194ZM199 174V173H198ZM223 173H221L222 175ZM246 174V173H245ZM42 175H49V176H52L54 175V179L53 180H48L45 176H42ZM177 175H175L177 177ZM234 175V174H233ZM247 175V176H248ZM191 176V175H189ZM196 176V175H195ZM209 176V175H208ZM224 176V175H223ZM222 176V177H223ZM244 176V175H243ZM1 177L3 179H1ZM60 177V176H59ZM128 177V178H127ZM169 177V176H168ZM171 177V176H170ZM169 177V178H170ZM175 177V178H176ZM204 177V176H203ZM216 177V176H215ZM263 177V176H262ZM61 178V177H60ZM135 178V177H134ZM155 179H157V177H153ZM220 178V177H218ZM159 180H162L163 178H158ZM204 179V178H203ZM236 179V178H235ZM59 180V179H58ZM228 180V179H227ZM163 181V180H162ZM204 181V180H203ZM207 181V180H206ZM219 181V180H218ZM226 181V180H225ZM242 181V180H241ZM230 182V181H229ZM228 182V183H229ZM161 183V182H160ZM164 183V182H163ZM172 183V182H171ZM198 183V182H197ZM237 183V182H236ZM255 181H252L251 182V186H249V188L244 192L240 193V194H237L235 196V198L233 199L232 198V195L233 192H229V191H226V194L224 193L223 195H217L218 193L215 194V196L217 195V199H218V205H223V206H226V205H231L232 207H244V208H247V207H250V203H252V205H254V207H257L259 205H261V208L263 209L264 211V200H262V194L264 193V188H262V191L260 192V186L259 184L256 185L254 184ZM95 184V183H93ZM215 184V183H214ZM220 182L217 184V185H214V189H210L209 191L205 190L204 191V197L203 199L204 200H207V196L208 198H210L211 196H214V191L218 188ZM224 184V183H223ZM243 184V183H242ZM3 185V186H2ZM123 185V186H122ZM192 185L195 186V188H193V190L191 191L190 195H192V193H196V190H198L199 192L203 189H205V186L204 184H195L193 183ZM154 186V185H152ZM162 186V185H161ZM208 186V185H207ZM124 187V188H123ZM125 187L128 189L127 191L125 189ZM164 187V186H163ZM211 187V186H210ZM225 187V186H224ZM227 187V186H226ZM243 187V186H242ZM130 188V187H129ZM146 188V189H147ZM154 188V187H152ZM156 188V186H155ZM191 188V187H189ZM208 188V187H207ZM234 188V187H233ZM145 189V190H146ZM149 189V188H148ZM161 189V188H160ZM163 189V188H162ZM236 189V188H235ZM239 189V188H238ZM244 189V188H243ZM68 190V189H67ZM150 190V189H149ZM123 191L125 192L123 194ZM137 191V193H136ZM197 191V192H198ZM220 191V190H219ZM243 191V190H242ZM86 192V191H84ZM83 192V193H84ZM119 192H122V198H120L119 196L115 195L116 193L118 194ZM140 192V193H139ZM181 192V191H180ZM179 192V193H180ZM200 192V193H201ZM88 193V192H87ZM220 193V192H219ZM230 193V194H229ZM114 194V198L112 197ZM138 194H140L138 196ZM141 194H143L141 196ZM181 194V193H180ZM184 194V193H183ZM8 195V194H7ZM157 195V194H156ZM179 195V194H178ZM211 195V196H210ZM194 196V195H193ZM8 197V196H7ZM188 197V196H187ZM15 198V199H16ZM26 198H28L26 200ZM84 198V196H83ZM109 198V199H107ZM135 200L134 204L131 203V202H127L128 199H131L132 200ZM154 198V197H153ZM160 199V196L157 197ZM199 198V197H198ZM14 199V200H15ZM22 200V199H21ZM69 200L71 202H69ZM105 200V201H103ZM194 200H197L194 199ZM203 200V201H204ZM2 203V202H1ZM70 203V204H69ZM150 203V201H149ZM146 204V205H145ZM202 204V203H201ZM129 205V206H128ZM135 205V206H134ZM145 206H148L147 208H145ZM8 207V206H7ZM244 209V214H243V218L242 219V222H243V225L244 227H249V226H256L257 224V227H252V230L254 229V232L258 231V228L260 229H263L264 231V218L259 221L257 224L255 222H252V216L254 215H251L249 214L250 212H254L252 209ZM130 208V209H129ZM152 208H157V210H153ZM174 208V207H173ZM176 208V207H175ZM235 208V209H236ZM158 209L160 210V212L158 211ZM11 210V209H10ZM130 210V212L128 213V211ZM166 210V211H165ZM9 210H7V213H8ZM235 211V210H234ZM70 212V213H69ZM182 212V210H181ZM189 212V211H188ZM12 213V212H11ZM69 213V214H67ZM128 213V215H127ZM175 213V212H174ZM260 213V212H259ZM13 214V213H12ZM255 214V213H254ZM11 215V214H10ZM16 215V214H15ZM27 215V214H26ZM156 215V216H155ZM240 215H242L240 213ZM260 215V214H259ZM14 216V215H13ZM72 216V215H71ZM145 216V218H144ZM174 216V214H173ZM239 216V215H238ZM258 216V215H257ZM20 217V216H19ZM23 217V216H22ZM175 217V216H174ZM175 217V218H176ZM260 217V216H259ZM264 217V216H262ZM10 218V217H9ZM255 218V217H254ZM173 219V218H172ZM132 220V221H133ZM143 220H144V223H143ZM168 220V221H167ZM225 220V219H224ZM156 221V220H155ZM184 221V220H183ZM189 221V220H188ZM240 221V219H239ZM256 221V219H255ZM9 222H13V225H8ZM86 222V223H87ZM123 222V223H124ZM162 222V221H161ZM24 223V226L21 227V225ZM133 223V222H132ZM152 223V222H151ZM220 223V222H219ZM224 223V222H223ZM11 224V223H10ZM56 224V223H55ZM88 224V223H87ZM86 224V225H87ZM126 224V223H125ZM148 224V223H147ZM180 224V225H179ZM184 224V222H183ZM188 224V223H187ZM196 224V223H195ZM208 224V223H207ZM230 224V223H229ZM261 224V225H259ZM116 225V226H115ZM122 227H123V224H121ZM246 225V226H245ZM56 226V225H54ZM68 226V228H70ZM223 226V225H222ZM261 226V227H259ZM25 227V228H24ZM115 227V228H113ZM125 227V226H124ZM213 227V226H212ZM241 227V225L239 226V228ZM62 228V227H61ZM118 228V227H117ZM120 228V226H119ZM129 229V230H131ZM141 229V228H140ZM197 229V228H196ZM216 230L218 229H221V226L219 228H215ZM244 229V228H243ZM58 230V229H57ZM126 230V229H125ZM139 230V229H138ZM174 230V229H173ZM184 230V229H183ZM223 230V229H222ZM68 229H65L64 231L62 232H67ZM118 231V230H117ZM155 231V230H154ZM246 231V230H245ZM69 232V231H68ZM98 232H101V233H98ZM121 232V231H119ZM140 232V231H139ZM253 232V233H254ZM60 233V232H59ZM116 233V232H115ZM118 233V232H117ZM136 233V232H135ZM146 233V232H145ZM148 233H151V229L150 231H148ZM173 233V232H172ZM250 233V232H248ZM252 233V234H253ZM260 233H263L264 232H260ZM86 234V233H85ZM112 234V233H111ZM125 234V233H124ZM123 234V237L124 236H127L126 234L124 235ZM169 234V233H167ZM216 234V233H215ZM220 234V233H218ZM228 234V233H227ZM250 234V235H252ZM55 235V234H54ZM118 235V234H117ZM130 235V234H128ZM134 235V233H133ZM145 235V234H144ZM178 236H180L181 238L183 236H181L180 234H177ZM85 236V235H84ZM91 236V235H90ZM89 236V237H90ZM122 236V235H120ZM134 236H137V235H134ZM150 236V235H148ZM160 236V235H159ZM177 236V237H178ZM222 236V235H220ZM246 236V234H245ZM256 236V235H254ZM55 237H58V233H56V236ZM93 237V236H92ZM107 237V236H106ZM133 237V236H132ZM219 237V236H218ZM251 237V236H250ZM257 237H259V235H257ZM4 238V237H3ZM91 238V237H90ZM125 238V237H124ZM137 238V237H136ZM2 239V237H1ZM224 239V238H223ZM4 240V239H3ZM2 240V241H3ZM50 240V239H49ZM80 240V239H79ZM97 240V239H96ZM115 240H118L120 243H121V239L119 237H117L116 235H110L109 238L107 237V242H110L111 241V244H113V242ZM134 241L136 239H133ZM143 240V239H142ZM176 240V239H175ZM92 241V240H91ZM90 241V242H91ZM102 241V240H101ZM105 241V240H104ZM125 241V240H124ZM132 241V240H131ZM255 241V240H254ZM4 242V241H3ZM93 242V241H92ZM129 242V241H128ZM141 242V241H140ZM144 242V240L142 241ZM171 242V241H170ZM202 242V241H201ZM123 243V242H122ZM122 243L120 245H122ZM134 243V242H132ZM145 243H149V239L148 237L145 238V242H144V245L145 247H147V245ZM229 243V242H228ZM88 244V243H87ZM142 243H140L141 245ZM176 244V242H175ZM80 245V244H79ZM101 245H105L104 242L102 241V244ZM144 245H142V249L144 247ZM163 245V244H161ZM168 245V244H167ZM201 245V244H200ZM74 246V245H73ZM92 246V245H91ZM110 246V245H109ZM126 246V245H125ZM131 246V245H130ZM133 246V245H132ZM149 246V245H148ZM208 246V244H207ZM216 246V245H215ZM247 246V245H246ZM70 247V246H69ZM140 247V246H139ZM168 247H171V246H168ZM205 247V246H204ZM77 248V247H75ZM83 248V247H82ZM125 248V247H124ZM128 248V247H127ZM126 248V249H127ZM174 248V247H173ZM179 248V247H178ZM222 248V247H221ZM50 249V248H49ZM85 249H86V245H85ZM89 249V248H88ZM129 249V248H128ZM137 249V248H136ZM139 249V248H138ZM140 249V250H142ZM146 248L143 249V251L145 250ZM167 249V248H166ZM172 249V248H170ZM205 249V248H204ZM246 249V248H245ZM248 249V248H247ZM58 250V249H57ZM66 250H67V247H66ZM71 250V249H70ZM70 250H67L70 252ZM76 250V249H75ZM93 250V249H91ZM148 249H146L147 251ZM176 250V249H175ZM182 250V249H181ZM203 250V249H202ZM222 257L219 259L217 258V255H215L214 253H211L209 254L210 257L213 258V261H214V264L216 263H223L224 261L227 260V258L229 257L225 252L227 251L226 249H222ZM51 251V250H50ZM78 251V250H77ZM90 251V250H89ZM114 251V250H113ZM126 251V250H125ZM205 251V250H204ZM217 251V250H215ZM219 251V250H218ZM82 252V251H81ZM131 252V251H130ZM191 252V251H190ZM207 252H214V250L212 251L211 249L208 250ZM231 252V251H230ZM243 252V251H242ZM73 253V252H72ZM137 253L140 255V251L137 250ZM176 252H174L173 254H175ZM183 253V251H182ZM221 253V252H220ZM229 253V252H228ZM77 254V253H76ZM79 254V253H78ZM93 254V253H92ZM116 254V253H115ZM122 254V252H121ZM163 254V253H162ZM165 254V253H164ZM74 255V254H73ZM81 255V254H80ZM87 255V254H86ZM106 255V254H105ZM142 255V254H141ZM242 255V253H241ZM263 255V254H262ZM55 256V255H54ZM83 256V255H82ZM110 256L113 257V253H109V255L107 256V259L110 260ZM118 256H122V255H119ZM160 256V255H159ZM232 256V255H230ZM264 256V255H263ZM87 257V256H86ZM117 257V256H116ZM138 257V256H137ZM165 257V256H164ZM175 257V256H174ZM181 257V256H180ZM220 257V256H219ZM256 257L258 258L259 256L256 255ZM80 258V257H79ZM91 258V257H90ZM140 259V257H138ZM142 258V257H141ZM201 258H204V257H201ZM28 259V260H27ZM48 259V257L46 258ZM62 259V258H61ZM119 259V258H118ZM260 259V257L258 258ZM257 259V260H258ZM88 260V259H87ZM117 260V259H116ZM115 260V261H116ZM120 260V259H119ZM118 260V261H119ZM141 260V259H140ZM146 260V259H145ZM264 260V259H263ZM27 261V262H26ZM30 261V262H28ZM122 261V260H120ZM119 261V262H120ZM142 261V260H141ZM253 261V260H252ZM262 261V260H260ZM78 262V260L76 261ZM74 262V264L76 263ZM94 262V261H93ZM101 262V260H100ZM104 262V261H103ZM113 262V261H112ZM161 262V261H160ZM263 262V261H262ZM68 263V262H67ZM79 263V262H78ZM92 263V262H91ZM106 263V262H105ZM111 263V262H110ZM158 263V262H157ZM94 264V263H93ZM107 264V263H106ZM109 264V263H108ZM113 264V263H111ZM179 264V263H178Z\"/></svg>",
  "mask_w": 264,
  "mask_h": 264
}]
</instances>
